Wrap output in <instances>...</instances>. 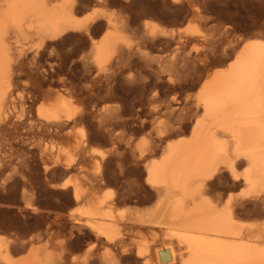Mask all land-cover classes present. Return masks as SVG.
Returning <instances> with one entry per match:
<instances>
[{"label": "bare ground", "instance_id": "6f19581e", "mask_svg": "<svg viewBox=\"0 0 264 264\" xmlns=\"http://www.w3.org/2000/svg\"><path fill=\"white\" fill-rule=\"evenodd\" d=\"M96 1L107 2L108 0ZM84 2V0H0V176L4 177V184L8 180L12 181L11 179L17 175L20 176L22 182H28L30 179H34V176L30 178V175H34V171L37 169V165H35L36 169L34 168V170H32L30 167L32 165H30L31 163L26 156H24V153H20L21 155L19 154L17 157L15 156V150L10 147V140L7 137L9 132L13 131L18 135L16 136L17 138L23 136L22 139H24L25 135L33 133L52 135L53 132H59L65 126L70 125V123L75 122L79 118V114H77L78 112L76 111V108L74 109L75 106H73L74 101H72L74 92H70L71 88H76V85L74 86L73 82L72 84L70 83V91L62 87L64 88L63 90H66L64 93H56V96L57 94H60L53 102L50 100L52 99L51 97L49 99L50 103L48 102L47 104L39 106L36 115L33 114L35 116H31V109L28 111L26 117L22 116L23 114H21V116L20 114H15L17 106L15 97L17 88H19V85L21 84V77L28 73L32 76L34 83L30 81L33 83L31 86L32 90L30 91L34 95L39 93L43 86L40 79V72L37 69L38 67L30 66L31 68H28L29 65L26 64V60H28L27 52L25 51L26 48L24 49L19 44L21 47L16 49L15 44H18V42L23 39H35V41L45 44L44 46H47L48 48L52 44L50 41L54 42L58 39L62 40L73 31H84L87 33V31L92 28L93 24H97L100 19L106 18V24L103 25V27L106 26L104 33L99 38H91L92 42L90 41L92 44L91 47L93 48V63L100 69H103L113 56L115 57L117 55V62L122 63L126 60L131 61L130 58L133 54L138 55L136 52H139L141 57L144 58L149 65H152L156 61L158 66L154 69V74L159 76L160 74L162 76L165 72L167 73L168 70H170V65H177V61H174L173 59H168L167 61L169 63H166L163 59L156 58L155 55L154 57L150 56L147 47L157 46L164 38H167L165 41L171 44V41L175 40L178 36V40L175 41L176 43L173 49L176 56H178L180 54V49H182V44L184 43V34L182 35V33H185V31L182 29L176 30L174 28H167L154 20L147 19L144 21V24L142 23L144 32L142 31L143 34L136 38L137 42L135 45L137 46L134 48L129 36L130 34H128V32H130L128 31L130 26L127 21L120 17L121 13L118 15L119 12H108L104 8V10L97 8L92 12H87L85 15H80L81 10L83 11L86 4H84ZM93 4L95 6L97 3L94 2ZM106 5L108 6L107 3ZM87 6L88 5H86V7ZM99 6L101 7V5ZM89 7L91 6H88V8ZM119 11L121 12L122 10ZM127 16L129 17V15ZM94 28L96 29V26ZM133 32L135 33V30ZM195 32L194 29L187 30V34H194ZM258 35L256 34L255 36L247 38L236 51L233 60L228 63V66L219 68L204 79L195 95L187 96L183 101H180L175 97H171L168 100L166 109L170 114L177 117V123L180 124L183 119H190L191 121L194 118L192 125L191 123L188 125H191L190 136H180L176 140L171 142L168 141L163 147V155L156 159L152 157L154 160L149 159L151 156L149 157L150 152H148V149L138 148L140 150L136 149L138 151L136 152L137 154H132L134 159L132 162L129 160V164L132 163V166L129 165L130 167H128V169H131L132 174L139 172L141 175H145V182L143 181L145 184H141L138 187L144 190L145 194L148 195L147 198L138 197V202L141 204L143 201H150V199L156 197L158 198V201L153 207L143 210H132L131 214H129L130 212L128 213V215H130L129 219L128 217L126 218L123 211L122 213L118 211V213L115 206L118 199L121 198V195L118 194L119 192L116 194L114 192L105 191L104 193L99 194L98 187L102 181L106 180V174L103 173L98 174L97 176L94 174L96 177L84 182H78V180H76L77 183L72 184L69 183V181L57 186L61 189H67L71 186V203H76L75 205H77V203L82 204L79 211L75 212L72 210V212L70 211L71 213L69 217L67 216L68 219H70L69 221H71V227L69 243L68 241L67 243H63V247L66 250L65 258L62 257L64 259L62 261L63 264H91L97 254V252H95L96 250H93L99 249L96 246L100 247V245H105L111 250L118 248L122 255H128L131 249L126 246V236L131 232L133 233L135 229L142 230L146 227L164 228L166 229V236H161L160 243L153 238L157 243H144V245L141 243L142 246L137 247L139 248V250L137 249V256L144 258V264H264V226H260V232L252 234L251 232L255 231V223L245 224L242 219L239 220L238 218L240 212L245 210L249 213L253 211V214L255 212L257 215L264 211V35ZM168 38H170V40H168ZM65 40L64 42H66ZM144 42H148L147 45L143 46L142 44ZM62 44L64 45L63 41ZM162 48L163 47H161V49ZM135 49L138 51H135ZM185 54L180 56V60L178 58L179 62L185 67L188 65L191 66V64L197 62V59L191 57V54ZM137 55H135V57ZM198 57L200 58V56ZM34 60L36 59L34 58ZM122 64H120V66ZM190 66V69H194L193 66L192 68ZM85 67L86 66L84 65V68ZM189 68L186 69L189 70ZM173 69L175 68L173 67ZM86 71L87 68L85 72ZM172 77H174V74ZM63 79L66 80L65 78ZM68 79L69 78H67V80ZM64 82L62 81V83ZM26 83L29 84L27 81ZM111 83L107 82L106 84L107 91L109 92L115 89ZM79 92L81 91L79 90ZM108 93L106 95H108ZM46 94L51 96L52 91L49 90ZM76 94H78V92ZM23 110H25V108ZM172 127L174 128V126ZM184 127L186 128V126ZM178 133H181V131H177V134ZM118 137L122 138L120 135H118ZM128 143L130 142L128 141ZM127 148L129 149V146ZM48 151L45 146L40 152L39 160L42 162V173L49 176V174H52L54 170H57L56 168H59L60 165H62V167L64 166L67 171L73 168V162L62 163V161L57 158L58 156L52 163V157L49 155L50 151ZM117 151L118 150L116 149L115 152ZM36 153L38 154V152ZM151 153L155 154V152ZM28 154L32 157L35 155L34 152L30 151ZM128 156L129 155L127 154V159H129ZM127 159L125 161H127ZM122 162L119 161L118 163L120 170H123V168L126 167L123 166ZM103 165L104 167L106 166L104 163ZM18 166H21V168L24 166V170H20V167ZM112 167L114 168V165ZM103 170L105 171V168ZM103 170L102 172H104ZM126 171L128 172L127 169L125 170V173ZM92 174L93 173H91V176ZM37 175L38 174L35 171V176ZM39 177H41V175ZM134 177L133 179L129 178V181H132L130 183L138 181V179H134ZM35 178L38 179V176ZM44 178H42V182H47ZM229 178L236 182L233 184L245 187L249 191V194H247L249 196L246 195L241 198L223 199L222 196L219 195V188L221 184ZM21 180H15L17 186H20ZM31 182L33 181L31 180ZM48 182L47 185L49 186ZM49 183H52V179ZM52 185L53 187H56V185L51 184V188ZM133 185L134 184H132V186ZM230 185L231 184H229V186ZM7 186L10 187L9 185ZM8 187L7 191L3 193L6 194L7 192H10L9 196H7L14 197L17 194V190H10ZM123 187L121 189H123ZM27 191L28 189L24 185L22 188L23 199L26 198L27 193L30 192ZM123 191L126 194L124 192L122 194H124V196L127 195L125 198L128 199L136 193L134 187L128 186L127 190ZM246 198H249L250 200L252 199V203L249 204ZM120 200L122 201V199ZM14 201L13 203H15ZM136 202L137 201L135 200V203ZM31 203L32 202H28L24 208L28 209L32 207L34 211H36V207L30 205ZM20 208L22 207H19V209ZM38 211L39 210L37 209V212ZM15 223L16 222L14 221V225ZM247 229L250 230L251 234H248L249 232L246 231ZM76 231L78 233H76ZM82 232L95 239V242H93L88 237L90 241L96 245V248L93 250L89 249L87 252L84 251L86 254L83 256H76V250H80L83 245L81 246L80 243L74 242L82 236ZM161 233L164 235L163 232ZM32 240L31 238L21 240L20 244L23 243L22 249H28ZM15 242L16 241L13 238L11 240H5L0 236V264H52V253L47 249L40 250L34 248L30 250L26 256H16L14 254L16 247L13 248L11 244L13 243V245H15ZM18 247L20 246L18 245ZM111 250H109V252ZM105 254H107V252ZM105 254L103 252V254H100L102 256H97L101 258V260L111 263L114 260V255L111 256L108 253V255L105 256ZM129 256H126L125 259H128ZM98 257H96V259Z\"/></svg>", "mask_w": 264, "mask_h": 264}, {"label": "rangeland", "instance_id": "374dc122", "mask_svg": "<svg viewBox=\"0 0 264 264\" xmlns=\"http://www.w3.org/2000/svg\"><path fill=\"white\" fill-rule=\"evenodd\" d=\"M84 1H85L84 4L86 3L85 7L86 5L91 7L88 8L87 6L86 10L84 7L83 11L86 13H84L81 10L80 15H85L87 14V12L88 13L92 12L94 9L97 8L101 10L105 9L108 12H116V13L119 12L118 15L121 13L122 16L120 15V17L125 21H127V23L130 26V29L127 30L130 31L128 32V34H130L129 36L131 38V42L134 48L135 46H137L135 45V43L137 42L136 38L142 35L144 32L142 23L144 24V21L147 19L154 20L160 23L161 25L166 26L167 28H174L176 30L182 29L183 31H185V33L184 32L182 33V35L184 34L183 35L184 43L182 44L181 47L182 49H180V54L179 55L177 54L178 56H176L173 50L174 45L176 43L175 41L178 40V36L175 40L171 41V44L165 41L167 38H164L163 41L159 42L157 46L147 47L150 56L152 57H154L155 55L156 58L157 57L161 58L166 63H169L167 61L168 59L169 60L173 59L174 61H177V65L174 66L170 65V70H168L167 73L166 72L163 73L162 76L161 74L160 76L154 74V69L157 68L158 66L156 61L154 62L156 64L153 63L152 65L151 64L149 65V63H147L145 59L141 57V54L139 52H136L138 53L139 56L137 54H133L130 58L131 61L126 60L125 62H122L123 64L117 62L118 60L117 55L115 57L113 56V58L107 63L106 66H104L103 69H100L93 63L92 60L93 48L91 47L92 46L91 40L93 38L94 39L99 38L104 33V31L106 30L105 28L106 26L103 27V25L106 24L105 23L106 18L100 19L101 22L99 20L98 21L99 24L98 22L97 24L96 23L93 24L94 25V26L92 25L93 29L90 28V30L87 31V33L84 31H80V32L73 31L70 32L69 35L64 37L67 40L63 38L62 40L58 39L54 42L50 41L52 44L50 43L51 46L48 47L49 49L47 48V46H44L45 44H41L35 41V39H23L20 41L22 43L18 42V44H15L16 49L21 46L24 49L26 48L25 51L27 52L26 54L28 59L26 60V64L29 65V67L28 65L27 67L28 68L38 67L37 69L40 72V79L43 85L41 87L40 92L34 95L30 91L32 90L31 86L34 83V79L32 78V76L28 73L21 77L22 80H20V83L22 85L20 84L19 88H17L16 97H15L17 106L15 110L16 112L15 111L14 112L16 115L20 114L21 116V114H23L22 116L26 117V115H28V111H30L31 109V116H35L39 106H41L42 104L43 105L47 104L50 100L53 102L56 99V97L60 94L59 93L56 96V93L58 92H61V94L64 93V91H66L63 90L64 88L69 90L72 82L74 86L76 85V88L74 89L71 88L70 89L71 91L69 90L71 93L74 92L73 93L74 97L72 99V101H74L73 106H75L74 109L76 108V111L78 112L77 114H79V118L75 122H72L70 123V125L65 126L59 132H53L52 135L33 133V134L25 135L24 139H22L23 136H21V138H17L16 136L18 135L15 134L13 131L9 132V134L7 135V137L10 140L9 141L11 145L10 147L13 150H15V156L17 157L20 153L21 154L24 153V156H26V158L31 163L30 165L33 166V167L30 166L32 170H34V168L36 169L37 167L35 171L38 174L37 175L38 179L35 178L37 177L35 176V171H34V175L32 174H31L32 176L30 175V178L34 176L33 177L34 179H30V180L28 179L29 180L28 182H22L20 176L17 175L14 176L15 178L13 177L11 179L12 181L8 180L7 181L8 183L5 182L4 184L5 179L4 177L0 176V192L2 193V194L0 193V199H1L0 200V236L5 240H11L13 238L16 241L14 243L16 246L13 245V243H11L13 248L16 247L15 248L16 251L14 252L16 256H26L29 253V251L34 248L40 250L47 249L49 252L52 253V264H63L62 263V261L64 260L63 258H65L66 256V250L63 247V243H67V241L69 243V238H70L69 233H70L71 221H69L70 219H68V217L72 212V210L77 212L79 211V209H81L82 206V204L77 203V205H75L76 203L73 202H72L73 204L71 203L70 201L72 199V195L70 196L72 191L71 186H69L67 189H61L60 187L57 186L61 185L64 182H69V181H70L69 183L72 184L77 183L76 180H78V182H84L86 180L93 179L98 174L103 173L106 174V180L102 181L101 184L99 185L98 187L99 194H102L105 191L114 192L116 194L119 192L118 194L121 195V198L120 197L119 198L122 199V201L118 199V202L115 206L117 212L119 211L120 213H122L123 211L126 218L128 217L129 219L130 215H128V213L130 212L129 214H131L132 210L135 209L143 210L153 207L158 201V198L156 197L150 199L151 202L148 200L141 202V204L140 202H138V197L147 198L148 195L145 194L144 190L138 187L141 184H145L143 183L145 175L144 174L141 175L139 172H136L134 173L136 175L135 176L134 174H132L131 169L130 170L128 169V167L132 166V163L129 164V162L130 161L132 162L134 159L132 154L138 152L137 150H140L138 148L148 149L149 150L148 152H150L149 157L151 156L149 159L154 160L163 155L162 153V150L164 149L163 147L168 143V141L171 142L173 140H176L180 136H184V137L190 136V126L192 125L194 118L191 121L190 119H185V120L183 119L180 122V124L177 123V117L173 116V114H170V112H168V110L166 109L168 100L171 97H175L176 99L183 101L187 96L195 95L197 90L202 85L204 79H206L209 75H211L219 68L228 66V63L233 60L236 51L240 48V46L244 43V41L247 38L255 36L256 34L257 35L259 34L258 36L264 35V0H177V1H173V0H135V1L112 0L111 1L110 0V2L109 0L107 2L104 1L97 2L96 0L95 1L84 0ZM94 2L97 3L95 4V6L93 4ZM102 3L105 4L103 5ZM106 3L108 4V6L106 5ZM99 5H101V7ZM88 9H90L91 11ZM119 10H122L123 12L122 11L120 12ZM127 15H129V17ZM95 26L96 29L94 28ZM136 28H138L139 31ZM133 29L135 30V33L133 32L134 31ZM191 29H194L196 32L194 34H187V30L189 31ZM95 30H97L98 32ZM74 32H76L77 34ZM64 40L66 42H64ZM168 40H170V38H168ZM62 41L64 45L62 44ZM147 43L148 42L146 43L144 42L142 45L145 46L147 45ZM160 46L163 48L161 49ZM135 51L138 50L135 49ZM183 51L184 52L186 51L185 52L186 54L187 53L191 54L192 55L191 57L197 59L198 63L196 62L194 63L195 65L191 64V66L188 65L185 67L182 63L179 62L181 58L180 56L182 54H185ZM36 52H38L39 54ZM135 55L137 56L135 57ZM198 56H200V58ZM34 58L36 60H34ZM80 58H82L83 60ZM120 64L122 65L120 66ZM84 65L86 66L85 68ZM189 66L191 68L193 66L194 69H190ZM173 67L175 69H173ZM86 68L87 71L85 72ZM186 68H189V70H187ZM171 70L173 73L171 72ZM92 71L94 72V74ZM173 74L174 77H172ZM63 78H65L66 80H64ZM67 78H69L68 79L69 82ZM26 81L29 82V84L26 83ZM30 81L33 83H31ZM62 81L63 82L65 81L67 83L65 82L62 83ZM107 82L110 83L112 82L111 85L113 84L115 89L113 87L114 90H111L110 92L107 91L106 88ZM68 83L71 84L69 85ZM49 90L52 91L51 96H48L46 94V92ZM79 90L81 92H79ZM77 92L78 94H76ZM107 93L108 95H106ZM51 97L52 99H50ZM24 108L25 110H23ZM189 123H191L190 126H188ZM175 124L177 130L175 128ZM171 125L174 126V128ZM184 126H186V128ZM177 131L178 132L181 131V133L177 134ZM118 135H120L122 138L118 137ZM128 141L131 144L128 143ZM125 142L129 146V149L127 148L128 146L126 145ZM45 146L47 151L48 150L50 151L48 152L49 155L52 157V163L53 161H55L57 156H58L57 158H59L62 161V163L73 162V168L70 169L71 171L68 170L69 171L68 172L67 169L64 168V166L62 167V165H60V167L59 168L57 167L56 168L57 170H54L52 174H49V176L42 173L43 172V169L41 170L42 162L39 160V158H40V152L42 151V149L45 148ZM114 149L115 150L117 149L118 151L115 152ZM29 151L34 152L35 155L32 157L31 155L28 154ZM36 152H38L39 156ZM151 152H155V154ZM66 154L68 157L66 156ZM127 154L129 155L128 156L129 159H127ZM115 155L117 158L115 157ZM125 156L127 161H125L126 160ZM115 161L117 164L115 163ZM119 161L122 162L123 166H126L127 168L124 167L123 170H120L118 167ZM103 163L106 165L105 167ZM35 165L37 166L35 167ZM113 165L114 168L112 167ZM18 167H20L19 168L20 170L21 169L24 170V166L22 168L21 166ZM103 167L105 168V171L103 170L104 169ZM125 168L128 170V172L126 171V173H125L126 170ZM102 170L104 172H102ZM91 173H93L92 176ZM117 173L120 175H118ZM128 173L129 174L131 173L132 176L131 174L129 175ZM94 174L96 176H94ZM40 175L41 177H39ZM45 175L48 177H46ZM133 177L134 179H138V181L135 183H130L132 181H129V178L133 179ZM42 178H44L47 182L49 180L51 181L52 179L51 184L56 185V187H53L52 185L51 188V184L49 183L50 181L48 182L49 184L48 186L47 182H42L43 181ZM14 179L16 181L17 179L21 180V184L23 186L21 184L20 186H17L16 181ZM229 179L226 180L223 184H221L219 188L220 190L219 195L222 196L223 199L241 198L242 196H246L247 194H249V191L245 187H243L242 185L238 186L236 184H233L236 182H234L231 178ZM31 180L34 183L31 182ZM10 184L11 185L13 184L12 187ZM132 184L134 185L132 186ZM229 184L231 185L229 186ZM7 185H9L10 187H8ZM24 185L26 186L28 191H30V192L27 191L28 192L27 196L30 198L26 196V198L23 199L22 188L24 187ZM42 186L43 187L45 186L44 188L46 189H44ZM127 186L134 187V189H136V193H134L129 199L125 198L127 197V195L124 196V194H122L124 192L123 190L125 191L127 190ZM7 187L10 190H17L16 192L17 194L15 195L16 197L15 196L8 197L10 192L9 193L7 192L6 194L3 193L7 191ZM122 187L123 189H121ZM4 199H6L7 201ZM124 200H126L127 203ZM135 200L137 201L136 203ZM246 200L248 201L249 204H251L253 201L252 199L251 201L249 198L248 199L246 198ZM13 201L15 203H13ZM26 201H28L29 203L32 202L30 205L36 207V211H34L32 207L28 209L24 208L25 205L28 203ZM10 202L12 205L10 204ZM19 207L22 208L19 209ZM37 209L39 210L38 211L39 213L37 212ZM45 211L48 212L46 213ZM239 215H240L238 217L239 220L242 219L245 224L255 223L254 224V226L256 225L255 231L254 232L252 231L251 232L252 234L260 232L261 230L260 228L264 226V211L261 212L260 214L258 213L257 215L255 212L253 214V211L249 213L248 211L245 210L240 212ZM14 221L16 222L15 225H14ZM163 229L146 227L142 230L135 229L133 233L131 232L129 235H127L126 246L127 248L131 249L130 250L131 255L130 252L128 255H124V254L122 255L121 251H119L118 248H114L111 250L107 248L105 245H100V247L96 246L93 243L95 242V239L91 238V236H87L88 234H84L82 232V236H80V238H78L77 241L74 243H80L81 246L82 245L83 246L80 249L81 251L76 250L75 254L76 256H83L86 254L87 250L89 249L93 250L94 248L98 247L99 249L93 250V251L96 250L95 252H97L96 257L98 256L100 257L102 256L100 255L101 253L103 254L104 252L105 254L107 252L105 256L108 255V253L111 256L114 255L113 256L114 260L110 263L101 260V258L99 257L97 259L95 257L92 260L91 264H144V258L137 256V252L139 250V248L137 247H141L142 246L141 243H143V245L144 243H153V242L157 243V241L158 243H160L161 238L166 236V229L164 230ZM246 231L249 232L248 234H251L250 230L247 229ZM161 232H163L164 235H162ZM76 233L78 232L76 231ZM88 237L93 242H91ZM28 238L29 239L31 238V240L32 239L33 240L30 242L31 245H29V248L28 249L25 248L24 250L22 249L23 243L20 244V242L21 240H25ZM153 238L156 239L157 241H155ZM17 244L20 247H18ZM109 250L111 251L109 252ZM126 256L127 257L129 256V258L125 259Z\"/></svg>", "mask_w": 264, "mask_h": 264}]
</instances>
